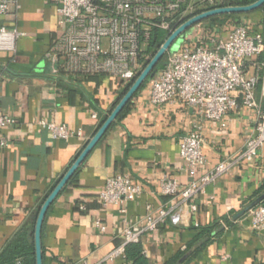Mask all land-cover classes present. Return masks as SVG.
<instances>
[{"label":"crops","instance_id":"1","mask_svg":"<svg viewBox=\"0 0 264 264\" xmlns=\"http://www.w3.org/2000/svg\"><path fill=\"white\" fill-rule=\"evenodd\" d=\"M256 17L262 24L252 28L264 34L263 12ZM1 26L15 27L22 35L14 51L0 50V112L15 119L1 130L6 144L0 146V251L19 230L30 228L45 197L127 85L102 73L61 67L52 71L47 53L59 26L56 5L50 0H17L0 16ZM149 91L148 83L134 94L129 109L116 117L49 206L42 226L43 264H133L110 255L123 244L124 229L139 231L146 215L156 216L162 207H172L171 213L139 236L147 264H167L179 253L176 264H264V231L252 229L251 209L238 215L264 195V146L253 162L242 163L206 185L191 201L195 211L190 202L159 191L164 175L181 186L192 180L178 153L180 137L195 123L201 127L207 160L197 178L243 150L255 122L254 110L240 105L220 120H206L180 101L151 104ZM92 113L97 117L92 118ZM40 120L80 130L81 136L53 140L39 126ZM115 174L129 176L142 186V193L123 206H103L98 193ZM258 204H264V198ZM213 226L207 243L190 247L205 228Z\"/></svg>","mask_w":264,"mask_h":264},{"label":"built area","instance_id":"2","mask_svg":"<svg viewBox=\"0 0 264 264\" xmlns=\"http://www.w3.org/2000/svg\"><path fill=\"white\" fill-rule=\"evenodd\" d=\"M50 1L56 5L59 26V34L47 53L52 71L56 72L58 64H63L69 72L102 73L127 82L134 80L144 67L141 52L153 28L165 31L168 36L181 24L172 27L168 17L178 11L184 18L198 14L193 12L190 0ZM223 1L202 0L204 7L199 13L223 7ZM16 3L17 0H0V16ZM214 33L200 22L192 26L185 33L187 42L166 52L163 67L149 82L151 104L180 101L202 119L220 120L240 105L255 112V122L243 150L197 178V171L207 164L200 124L195 123L191 131L180 137L178 155L192 180L181 186L176 179L164 175L159 180V191L190 202L191 211L196 210L191 201L206 185L242 163L253 162L264 146V34L253 29L249 21L232 26L223 38ZM21 35L15 27L1 26L0 50L14 51L15 41ZM91 117L96 118L97 114L92 113ZM14 123V118L0 112V146L6 144L1 130ZM38 124L53 140L81 136L80 130L73 131L64 124L45 120ZM141 193L142 186L129 176L115 174L106 179L98 198L103 206H123ZM79 208L85 209L84 205ZM171 211L172 207H162L156 216L148 213L139 231L124 229V242L110 257H124L128 243L138 242L142 231L155 229ZM249 213L252 229L264 231V204L256 205ZM96 226L104 230L98 220Z\"/></svg>","mask_w":264,"mask_h":264},{"label":"trees","instance_id":"3","mask_svg":"<svg viewBox=\"0 0 264 264\" xmlns=\"http://www.w3.org/2000/svg\"><path fill=\"white\" fill-rule=\"evenodd\" d=\"M191 1V0H190ZM257 0H224L222 5L225 6H244L254 3ZM201 7V8H199ZM204 7V3H196L193 5V12L199 13L202 11ZM182 10V9H181ZM260 11L264 14V5L260 8L247 12V13H228L222 15H216L209 17L207 19L202 20L200 23L202 26L210 29L213 32H216L217 28L221 25H225L227 23H231L233 25H237L243 22V17H250L251 15L259 13ZM187 17H182L181 11H178L168 17L167 20L170 21L171 26L178 25L182 23ZM167 37V33L161 29L153 28L147 41L146 46L141 52V64L145 66V64L149 61L155 51L159 48V46L164 42ZM184 42L186 41L185 33L182 36V41L180 43H174L170 50H176L180 48ZM166 58V53L163 56L162 60L157 66V71H159L163 65ZM61 67L63 69V64H58L57 69ZM66 70V69H65ZM153 77L148 78L140 87H144L146 84L150 82ZM127 89V86H126ZM139 91V90H138ZM130 101L126 103L121 112L118 114L117 118L122 117L125 112L129 109ZM73 177V176H72ZM72 179V178H71ZM44 201V200H43ZM228 223L227 219H223ZM35 224V218H32L30 223V228H22L19 230L16 235L9 241V243L0 251V264H35V254H34V243H33V229ZM217 225V224H216ZM213 227L205 228L191 243L190 247H194L195 249L199 248L203 244L207 243L213 231ZM217 234V233H216ZM202 239V241H201ZM201 241V242H200ZM182 253H179L176 257L171 259L167 264H176L178 259L181 257ZM124 258L127 260H131L133 264H147L145 257L142 254V246L140 242L136 243H128L124 249Z\"/></svg>","mask_w":264,"mask_h":264},{"label":"water","instance_id":"4","mask_svg":"<svg viewBox=\"0 0 264 264\" xmlns=\"http://www.w3.org/2000/svg\"><path fill=\"white\" fill-rule=\"evenodd\" d=\"M264 5V0H257L252 4L244 6H223L203 11L201 13L195 14L187 18L184 22L178 25L174 31H172L164 40V42L155 51L149 61L145 64L141 72L137 77L127 82V89L122 95L121 99L118 101L116 106L111 110V112L106 116L103 122L100 124L94 135L87 141L83 149L76 156L73 163L67 169V171L61 176L56 185L50 191V193L45 197L44 201L40 205L38 212L36 214L34 229H33V243H34V254H35V264H43L42 256V226L45 215L49 209V206L58 196L62 188L71 179L78 167L83 163L87 155L90 153L95 144L99 141L102 135L106 132L109 126L115 121L116 117L126 105V103L134 96V94L140 89L142 84L150 77H153L157 72V66L162 60L165 53L172 47L174 43H179L184 33H186L192 26L207 19L212 16L228 14V13H247L254 11ZM264 195L255 199L252 203L247 205L242 209L238 215L243 214L253 207H255L262 199Z\"/></svg>","mask_w":264,"mask_h":264},{"label":"rangeland","instance_id":"5","mask_svg":"<svg viewBox=\"0 0 264 264\" xmlns=\"http://www.w3.org/2000/svg\"><path fill=\"white\" fill-rule=\"evenodd\" d=\"M199 2L202 3V0H191L192 5H195L196 3H199ZM199 8H201V7H199ZM252 17H254V18H252ZM248 20L251 23V26H253L254 24H256V25L262 24V20L258 19V17H256L255 14L251 15L250 17H243V22H245V21L247 22ZM232 26H234V25L231 23L221 25L220 27L217 28L214 35L223 38L226 36L227 32L229 31V29Z\"/></svg>","mask_w":264,"mask_h":264}]
</instances>
